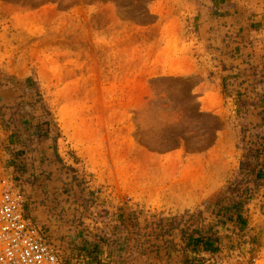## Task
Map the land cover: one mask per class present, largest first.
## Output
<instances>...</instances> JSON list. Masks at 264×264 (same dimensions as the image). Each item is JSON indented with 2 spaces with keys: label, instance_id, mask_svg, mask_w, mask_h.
<instances>
[{
  "label": "rangeland",
  "instance_id": "rangeland-1",
  "mask_svg": "<svg viewBox=\"0 0 264 264\" xmlns=\"http://www.w3.org/2000/svg\"><path fill=\"white\" fill-rule=\"evenodd\" d=\"M262 118L264 0H0V176L65 263L264 264V183L208 205Z\"/></svg>",
  "mask_w": 264,
  "mask_h": 264
},
{
  "label": "built area",
  "instance_id": "built-area-1",
  "mask_svg": "<svg viewBox=\"0 0 264 264\" xmlns=\"http://www.w3.org/2000/svg\"><path fill=\"white\" fill-rule=\"evenodd\" d=\"M23 203L19 190L0 176V264H68L56 244L25 215Z\"/></svg>",
  "mask_w": 264,
  "mask_h": 264
},
{
  "label": "trees",
  "instance_id": "trees-1",
  "mask_svg": "<svg viewBox=\"0 0 264 264\" xmlns=\"http://www.w3.org/2000/svg\"><path fill=\"white\" fill-rule=\"evenodd\" d=\"M28 79V78H27ZM29 81V80H28ZM264 121V118H262ZM244 153L238 166L236 178L220 191L214 203H208L218 217L217 223L233 222L239 229H245L248 220L245 205L252 198L258 187L264 183V134L243 135ZM192 229L188 233L186 245L193 252L214 253V239L211 236L197 234Z\"/></svg>",
  "mask_w": 264,
  "mask_h": 264
}]
</instances>
